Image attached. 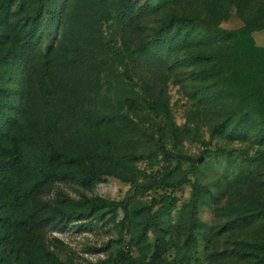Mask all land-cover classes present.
<instances>
[{"label": "rangeland", "instance_id": "374dc122", "mask_svg": "<svg viewBox=\"0 0 264 264\" xmlns=\"http://www.w3.org/2000/svg\"><path fill=\"white\" fill-rule=\"evenodd\" d=\"M0 105L22 181L94 176L30 192L0 264H264V0H0Z\"/></svg>", "mask_w": 264, "mask_h": 264}, {"label": "trees", "instance_id": "16d2710c", "mask_svg": "<svg viewBox=\"0 0 264 264\" xmlns=\"http://www.w3.org/2000/svg\"><path fill=\"white\" fill-rule=\"evenodd\" d=\"M171 20V19H169ZM167 20V22L169 21ZM129 105L134 106L135 101L132 99H127ZM2 106L0 105V115H4L1 111ZM207 153H222L223 149L207 150ZM20 157L21 151L16 149L7 156L0 155V178L8 180L10 183L7 184V198L1 199L0 201V245L2 242H8L10 238V226L12 223H16L17 219L13 214V209L24 203L27 199V195L32 191H40L46 187L55 178L62 177H73L77 178L81 182H91L94 180L92 173L78 174L71 169H47L43 171L38 178L34 181L24 182L21 180V169H20ZM180 179L172 182H167L166 185L170 186V194L173 192ZM59 212V211H58ZM60 213V212H59ZM153 223L157 225L156 218L152 217ZM153 257L148 261L136 262L130 259H120L115 262V264H153ZM1 260V253H0Z\"/></svg>", "mask_w": 264, "mask_h": 264}]
</instances>
